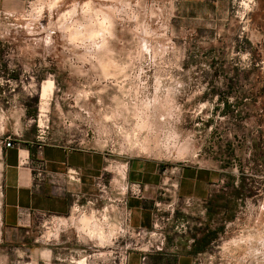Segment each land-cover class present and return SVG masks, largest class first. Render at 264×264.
I'll use <instances>...</instances> for the list:
<instances>
[{"label":"rangeland","instance_id":"374dc122","mask_svg":"<svg viewBox=\"0 0 264 264\" xmlns=\"http://www.w3.org/2000/svg\"><path fill=\"white\" fill-rule=\"evenodd\" d=\"M226 6L203 19L181 17L176 0L0 6V138L18 128L31 152L157 163L162 179L216 168L218 211L195 264H264V0ZM106 190L99 209L0 223V264H126L138 236Z\"/></svg>","mask_w":264,"mask_h":264},{"label":"crops","instance_id":"0c3cea01","mask_svg":"<svg viewBox=\"0 0 264 264\" xmlns=\"http://www.w3.org/2000/svg\"><path fill=\"white\" fill-rule=\"evenodd\" d=\"M176 1L178 13L184 18L203 19L227 7V0ZM24 2L0 0V6L5 10L17 11L22 9ZM12 134H18L19 137L22 135L18 128ZM38 159L46 161L48 169L61 176L58 186L47 178L41 181L34 178L30 163ZM69 167L79 172V180H69L64 176ZM101 176L107 188L110 187L111 195L119 196L116 201L108 198L116 202V217H122L123 199L131 212L130 224L134 227H150L156 210L154 204L160 199L159 188L163 180L157 163L129 160L112 164L102 151L44 145L41 153H38V148L31 152L21 144L4 148L0 152V184L3 185L0 193V223L6 228L25 227L39 216L69 214L74 210L77 196L81 203H85L88 198L100 194L97 181ZM175 177L179 182L180 197H192L195 200V206L185 215L192 223L191 230L177 240L171 235L163 251L145 253L138 249L130 250L126 264H195V246L204 248L210 244L211 233L203 235L201 243L197 242L200 241V227L203 224L214 228L215 213L219 206V170L188 165L182 167ZM135 181L144 185L142 197L123 191L128 182ZM103 200L100 199L98 203H103ZM102 207L107 208L106 205Z\"/></svg>","mask_w":264,"mask_h":264},{"label":"built area","instance_id":"2783aa9c","mask_svg":"<svg viewBox=\"0 0 264 264\" xmlns=\"http://www.w3.org/2000/svg\"><path fill=\"white\" fill-rule=\"evenodd\" d=\"M18 134H7L0 138V152L4 148H12L21 144ZM44 143L39 142L37 145L38 153ZM31 170L33 171L34 178L40 181L47 178L53 185L58 186V180L61 179L56 172L48 169L46 161L43 159L34 160L30 163ZM69 180H79V172L71 167L67 168L64 175ZM171 176L166 175L162 180L159 188L160 199L155 202V213L153 222L150 227L138 226L134 227L130 224L131 212L126 208V200H121L124 206L122 212V222L133 234L138 236L136 242L131 243L130 250H142L143 252L163 251L166 248L167 240L172 235L175 240L179 239L182 235L187 234L191 230L192 223L185 216L188 214L190 208L195 206V200L192 197L182 198L179 195V182L172 179ZM100 189V194L92 196L86 200L85 203L79 201V197L75 198L74 209L78 210L83 208L86 210L99 209L98 202L107 193V185L104 182V177H100L97 181ZM3 185L0 184V193H2ZM125 193L136 197H142L144 192V185L139 182H128L123 188ZM103 209L105 207H102ZM129 251V250H128ZM126 255V262L127 256ZM146 257H143L145 259Z\"/></svg>","mask_w":264,"mask_h":264},{"label":"bare ground","instance_id":"6f19581e","mask_svg":"<svg viewBox=\"0 0 264 264\" xmlns=\"http://www.w3.org/2000/svg\"><path fill=\"white\" fill-rule=\"evenodd\" d=\"M53 87L52 81L48 82L45 85V89H44V93H43V97H46V95L48 94V90H51ZM93 233V232H92Z\"/></svg>","mask_w":264,"mask_h":264}]
</instances>
